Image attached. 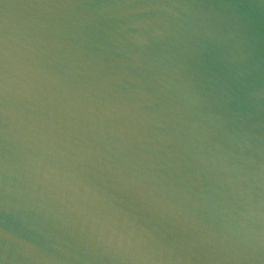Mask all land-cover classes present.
Segmentation results:
<instances>
[{"label":"water","instance_id":"1","mask_svg":"<svg viewBox=\"0 0 264 264\" xmlns=\"http://www.w3.org/2000/svg\"><path fill=\"white\" fill-rule=\"evenodd\" d=\"M0 264H264V0H0Z\"/></svg>","mask_w":264,"mask_h":264}]
</instances>
